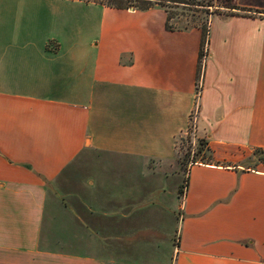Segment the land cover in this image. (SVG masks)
<instances>
[{
	"label": "crops",
	"instance_id": "crops-1",
	"mask_svg": "<svg viewBox=\"0 0 264 264\" xmlns=\"http://www.w3.org/2000/svg\"><path fill=\"white\" fill-rule=\"evenodd\" d=\"M165 16L0 0V264H264V163L239 166L264 151V16L210 17L199 73L200 29ZM194 109L213 162L178 219Z\"/></svg>",
	"mask_w": 264,
	"mask_h": 264
},
{
	"label": "rangeland",
	"instance_id": "rangeland-1",
	"mask_svg": "<svg viewBox=\"0 0 264 264\" xmlns=\"http://www.w3.org/2000/svg\"><path fill=\"white\" fill-rule=\"evenodd\" d=\"M84 2H90V0H81ZM194 5L186 6L182 8L178 5L176 8H172L170 11L174 13L173 18L169 21V26L174 29L191 28V26H199L207 24V21L212 16H225L230 13L227 9L223 8L226 4L225 0H189ZM131 5H136L134 1H131ZM206 49L204 47L203 51ZM194 119H190L186 129L176 136L174 139V151L175 161L177 169V178L171 179V188L175 184V181L179 179V184L176 191V217L179 219V207L182 203L183 191L185 188H181V193H178V188L184 186L186 174L189 167L194 163H212V156L210 150L206 147L204 140L197 136L193 130ZM251 153L239 161V166L242 169H255L258 165L264 163V155L258 152ZM230 162H222V164ZM173 244L176 243V237L174 236Z\"/></svg>",
	"mask_w": 264,
	"mask_h": 264
},
{
	"label": "trees",
	"instance_id": "trees-1",
	"mask_svg": "<svg viewBox=\"0 0 264 264\" xmlns=\"http://www.w3.org/2000/svg\"><path fill=\"white\" fill-rule=\"evenodd\" d=\"M131 1H134L136 5H131ZM226 4L223 8L227 9L230 11L229 14L225 16H233V15H247V13H253V14H259L264 16V11H251L249 9H242L234 6L232 4V0H225ZM90 2L104 5L106 7H111V8H116V9H127V8H134L137 10H145L153 5H158L161 8H163L165 12V27L168 30H173L174 28L169 26V21L173 18L174 13H171L172 8L178 7V5H181L182 8L186 6H191L194 5L189 0H90ZM200 29V48H199V53H198V73L200 71V59L202 56V49L206 47L207 43V29H206V24H202L199 26H191ZM187 29V28H183ZM176 30H181V29H176ZM258 152L264 155V151L262 150H254L253 153ZM184 187L186 188V179L184 181V186H181L178 188V193H181V188Z\"/></svg>",
	"mask_w": 264,
	"mask_h": 264
},
{
	"label": "built area",
	"instance_id": "built-area-1",
	"mask_svg": "<svg viewBox=\"0 0 264 264\" xmlns=\"http://www.w3.org/2000/svg\"><path fill=\"white\" fill-rule=\"evenodd\" d=\"M206 49L203 51V53H202V56H201V61H203L205 58H206ZM198 90H199V84H196V93H195V95H196V97H197V95H198ZM195 109H194V111H192V115H191V118L192 119H194V117H195ZM182 195H184V191H183V193H182Z\"/></svg>",
	"mask_w": 264,
	"mask_h": 264
}]
</instances>
